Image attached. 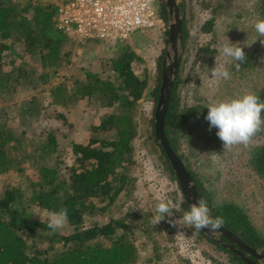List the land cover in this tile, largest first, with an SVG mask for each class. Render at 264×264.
Segmentation results:
<instances>
[{"label":"trees","instance_id":"16d2710c","mask_svg":"<svg viewBox=\"0 0 264 264\" xmlns=\"http://www.w3.org/2000/svg\"><path fill=\"white\" fill-rule=\"evenodd\" d=\"M256 5L259 18L264 19V0H256ZM178 7L183 17L181 45L185 48L189 30L183 0ZM56 11L54 0H0V97L9 98L20 81L30 83L33 79V71L25 69V56H37L49 75L52 78L55 76L62 60L61 46L70 38L56 29ZM158 12L162 28L168 35L165 0H159ZM214 26L215 17L212 15L200 30L213 34ZM119 42L122 45L110 57V68L103 75L85 71L84 79L75 85L52 81L49 88V103L54 107H70L84 98L96 97L104 99L105 106L113 109V112L101 118L96 128L97 136H91L87 143L72 141L71 163L60 159L57 166L46 163L53 155L60 157L66 153L59 149L52 131L46 132L36 148L35 178L26 182L31 192L29 200L47 213L67 209V224L71 226V231L53 232L47 227V221L26 211L27 206L19 201L18 190L5 189L0 197V264H137L139 253L131 229L142 223L144 214H135L130 222H133L132 228L127 221V213L121 218L106 221L97 217L115 207L123 194L130 196L131 191L127 190V186H133L129 174L131 166L135 164L133 141L138 134L136 108L147 90V98L156 104L162 64L159 59L157 78L149 88L147 78L138 76L133 69V63L140 56L124 40ZM17 44L21 45L19 51L15 49ZM198 50L202 54L215 52L211 44ZM182 82L178 70L165 117L166 138L190 173L201 199L207 202L211 216L222 217L226 229L248 247L264 253V235L252 223L246 210L234 202L214 204L212 194L179 152L178 141L187 123L191 119L205 120L208 111L206 106L180 105ZM257 95L264 100V87ZM21 108L22 114L28 118L42 113L36 99L29 100ZM4 113L2 111L0 115ZM7 119L0 121V175L14 169L17 163L14 154L21 152L23 147V139L8 126ZM146 132L147 147L156 155L168 178L176 181L171 164L155 138L153 115ZM248 165L264 183V143L252 149ZM179 205L183 216L184 212L189 211L183 197ZM87 217L92 218L88 223ZM198 233L218 250L228 254V264H246L230 249L201 231ZM220 239L226 242L223 237ZM44 241L47 244L45 248L42 247Z\"/></svg>","mask_w":264,"mask_h":264},{"label":"rangeland","instance_id":"374dc122","mask_svg":"<svg viewBox=\"0 0 264 264\" xmlns=\"http://www.w3.org/2000/svg\"><path fill=\"white\" fill-rule=\"evenodd\" d=\"M181 1L177 0V3ZM183 1L189 37L186 47H179V74L183 80L179 90L180 105L206 106L216 100L232 98L245 92L257 94L264 87V63L261 62L264 46L259 40L251 47H244L247 61L238 71L231 62L226 63L219 51L227 37L232 43L239 42L242 45L251 44L258 38L253 27L260 19L256 0ZM212 15L215 17L214 33L206 34L200 27ZM168 23L167 19V28ZM168 35L161 26L157 29L137 30L125 41L140 56L133 63V69L138 76L147 78L149 88L157 78L159 59L163 65L164 56L170 51ZM206 44H211L215 52H199L198 48ZM121 45L118 38L103 42L69 38L61 46L62 60L53 78L41 66L37 56H25V69L33 71V79L30 83L20 81L17 90L9 98L0 97V113L5 111L0 115V121L8 117V126L23 139L21 152L14 154L17 158L14 169L0 175V197L5 189L18 190L19 201L27 206L26 211L47 221V212L30 202L31 192L26 187L28 179L35 178V153L39 142L47 131H52L56 135L59 149L66 153L60 157L53 155L46 163L57 166L60 159L69 164L72 141L87 143L91 136H97L96 128L101 118L113 112L111 107L105 106L104 99L96 97L84 98L70 107H54L49 103L51 82L63 81L71 86L84 79L85 71L103 75L110 68V57ZM15 49L19 51L21 45H15ZM215 59L226 63L230 79L210 76ZM147 91L139 100L135 113L138 134L133 141L135 164L131 166L129 174L133 186H127V190L131 191L130 196L123 194L115 207L97 219L106 221L109 218H121L127 213V221L130 223L137 212L144 214L142 225L132 228L133 222L130 223L131 235L139 253L137 264H228V254L218 250L194 229L183 226L182 222L181 226L175 227L167 222V218L158 225L153 223L155 206L161 199L175 206L183 196L177 182L168 178L156 155L146 145V130L152 115L154 123L156 106L147 98ZM31 99L39 101L42 113L28 118L22 114L21 107ZM216 131V128L209 131L206 120L191 119L180 135L179 152L212 194L214 204L234 202L242 206L258 231L264 235V183L248 165L252 149L264 143V132L258 133L248 147L238 145L231 151H223L222 141L216 136ZM179 217H182L180 207L178 211L174 210L172 219ZM91 219L87 217L86 222ZM71 229L67 224L58 231L66 233ZM46 246L44 241L42 247Z\"/></svg>","mask_w":264,"mask_h":264},{"label":"clouds","instance_id":"9594fccd","mask_svg":"<svg viewBox=\"0 0 264 264\" xmlns=\"http://www.w3.org/2000/svg\"><path fill=\"white\" fill-rule=\"evenodd\" d=\"M254 30L258 38L251 44L239 42L232 43L228 37L220 47V55L226 63L231 62L238 71L241 65L247 61L244 47H251L257 40L264 46V19L257 20ZM264 63V57H261ZM226 63H220L215 59V66L210 69V76L217 79H230V72ZM207 115L205 120L209 123V131L216 128V136L222 141L223 151H231L238 145L248 147L253 138L260 132H264V100L253 92H245L232 98L220 99L206 105ZM180 205H171L167 200L161 199L155 206L153 223L158 225L166 220L172 226L180 225L190 227L199 232L207 229L209 233L218 232L224 225L222 217L213 218L207 202L198 199L192 203L190 210L184 212L182 217L173 220L174 210L178 211ZM68 223V210L61 208L59 211L47 213V227L53 232L64 228Z\"/></svg>","mask_w":264,"mask_h":264},{"label":"built area","instance_id":"2783aa9c","mask_svg":"<svg viewBox=\"0 0 264 264\" xmlns=\"http://www.w3.org/2000/svg\"><path fill=\"white\" fill-rule=\"evenodd\" d=\"M55 27L77 41L129 40L162 26L159 0H55Z\"/></svg>","mask_w":264,"mask_h":264},{"label":"water","instance_id":"95a60500","mask_svg":"<svg viewBox=\"0 0 264 264\" xmlns=\"http://www.w3.org/2000/svg\"><path fill=\"white\" fill-rule=\"evenodd\" d=\"M165 6L169 21L168 40L170 51L166 52L163 59L161 85L154 110V133L157 142L163 148V151L171 164L184 201L190 210L191 204L195 203L198 199H201V197L190 173L185 168L182 160L170 146L164 132L165 117L169 106L173 81L178 74L180 65L179 47L181 45L182 37V15L177 0H165ZM167 61L168 64L166 65ZM201 232L216 243L233 251L246 264H260L264 262V253L248 247L234 233L226 229L224 226H222V228L216 233H209L207 229L201 230ZM220 237H223L226 242L221 241Z\"/></svg>","mask_w":264,"mask_h":264}]
</instances>
